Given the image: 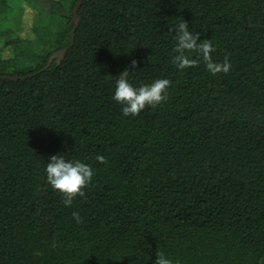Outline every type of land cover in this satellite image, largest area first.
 I'll list each match as a JSON object with an SVG mask.
<instances>
[{
	"label": "trees",
	"instance_id": "trees-1",
	"mask_svg": "<svg viewBox=\"0 0 264 264\" xmlns=\"http://www.w3.org/2000/svg\"><path fill=\"white\" fill-rule=\"evenodd\" d=\"M78 1L22 0L15 34L0 0V264H264V0H83L77 23ZM181 20L227 74L173 64ZM125 70L168 99L124 116ZM53 155L94 170L71 206Z\"/></svg>",
	"mask_w": 264,
	"mask_h": 264
},
{
	"label": "clouds",
	"instance_id": "clouds-1",
	"mask_svg": "<svg viewBox=\"0 0 264 264\" xmlns=\"http://www.w3.org/2000/svg\"><path fill=\"white\" fill-rule=\"evenodd\" d=\"M169 31L176 33V44L173 49L175 53L173 64L180 70L198 66L201 60L206 69L212 74H227L231 69L229 57L226 55L222 62H214L211 53L214 51L210 39H200L199 32L189 30L186 20L172 25ZM197 53V58H190L188 53ZM137 61L132 60V68L137 66ZM128 70L123 71L117 76L113 100L122 105L124 116H138L146 106L155 107L168 99L167 89L171 85L169 79H156L151 84L134 87L129 82ZM96 160L107 163L103 155H97ZM47 183L53 190L59 191L63 195V204L71 206L77 196L85 197L84 189L91 183L94 170L80 160L66 161L62 155L50 157L46 166ZM72 216L77 223L83 222V217L78 212H73ZM155 264H173L163 252H157Z\"/></svg>",
	"mask_w": 264,
	"mask_h": 264
},
{
	"label": "rangeland",
	"instance_id": "rangeland-1",
	"mask_svg": "<svg viewBox=\"0 0 264 264\" xmlns=\"http://www.w3.org/2000/svg\"><path fill=\"white\" fill-rule=\"evenodd\" d=\"M11 3L13 4H19L18 6V9L17 12H16V16L14 17L13 19V24H14V28H15V34L18 33V32H23V30L27 29L28 26H29V21L32 19V17L34 16V13L32 11H28L27 13H25L24 15V21H23V14H24V11H23V3H22V0L19 1V0H10ZM47 21L48 18L46 16V12H43L42 15L40 16V19L39 21L42 22V21ZM2 43V40L0 39V44Z\"/></svg>",
	"mask_w": 264,
	"mask_h": 264
},
{
	"label": "water",
	"instance_id": "water-1",
	"mask_svg": "<svg viewBox=\"0 0 264 264\" xmlns=\"http://www.w3.org/2000/svg\"><path fill=\"white\" fill-rule=\"evenodd\" d=\"M82 2H83V0H79V1H78L77 5H76V8H75V10H74V14H73V19L76 20L77 23H78V20H79V13H78V12H79V8H80ZM74 42H75V30L73 31V34H72L71 44H70L69 46H67L66 48L62 49L61 51H59V52L53 54V56H52L50 62H51L55 57H61V58H63V57L67 54V52L69 51L70 47L74 44ZM11 78H12V79H18L19 77H17V76H12Z\"/></svg>",
	"mask_w": 264,
	"mask_h": 264
}]
</instances>
